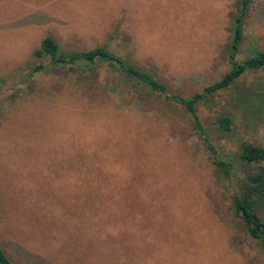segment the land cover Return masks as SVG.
<instances>
[{
  "label": "rangeland",
  "instance_id": "obj_1",
  "mask_svg": "<svg viewBox=\"0 0 264 264\" xmlns=\"http://www.w3.org/2000/svg\"><path fill=\"white\" fill-rule=\"evenodd\" d=\"M235 1L0 0V243L13 264H264L233 205L240 145L264 147V69L196 104L226 180L182 106L107 63L33 57L47 35L65 53L106 45L189 97L228 71ZM243 29L238 62L264 50V0Z\"/></svg>",
  "mask_w": 264,
  "mask_h": 264
},
{
  "label": "trees",
  "instance_id": "obj_2",
  "mask_svg": "<svg viewBox=\"0 0 264 264\" xmlns=\"http://www.w3.org/2000/svg\"><path fill=\"white\" fill-rule=\"evenodd\" d=\"M253 0H236L231 14L232 34L229 44L226 46V58L228 71L215 83L203 88L201 93L189 97H181L172 94L167 88L157 82L153 77L125 63L118 56L107 49L106 45L83 52H61L59 44L51 36H45L40 42V47L33 51L34 58L48 57L53 67L93 66L98 62L107 63L111 67H117L126 77L134 79L145 85L152 91L162 94L168 101L185 108L190 115L193 129L199 134L207 150L213 158L215 166L226 180L230 179L232 163L222 161L218 156L214 145L211 143L206 130L203 128L196 114V104L206 96L217 94L227 89L244 73L264 69V50L243 62H238L236 56L244 40V21L247 18ZM39 68L35 69V71ZM235 99H232V103ZM262 104H264L262 102ZM261 109V107L257 106ZM248 112V110L246 111ZM232 126L231 118L220 114L217 120V129L221 133L229 132ZM238 162L248 167L242 179L239 194L233 195V205L236 215L242 221L248 235L258 242L264 254V220L258 214L264 209V147L243 142L238 151ZM0 264H13L6 255L0 243Z\"/></svg>",
  "mask_w": 264,
  "mask_h": 264
}]
</instances>
